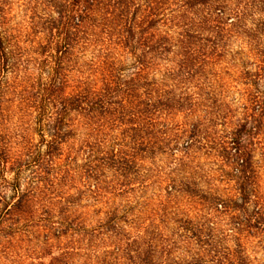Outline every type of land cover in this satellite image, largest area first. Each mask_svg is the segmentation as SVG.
<instances>
[{"label": "trees", "instance_id": "16d2710c", "mask_svg": "<svg viewBox=\"0 0 264 264\" xmlns=\"http://www.w3.org/2000/svg\"><path fill=\"white\" fill-rule=\"evenodd\" d=\"M68 1L59 12L58 35L25 53L17 44L12 49L0 8V189L8 186L18 197L0 223L14 219L20 226L24 209L40 203L44 217L37 219L46 224V244L74 237L77 245L87 242L65 247L50 264H78L80 257L83 264H173L182 239L202 243L212 235L190 229V222L172 218L167 209L159 216L130 200L114 201L144 187L143 156L173 154L175 139L153 142V118L195 106L187 96H176L177 85L191 82L206 60L221 61L238 17H264V0ZM18 63L25 70L38 65L40 74L23 76L19 97L29 120L21 124V117L11 132L3 122L5 74ZM195 137L193 128L188 139ZM221 149L239 163L237 140ZM7 173H13V182ZM164 190L169 203L175 188ZM101 199L111 202L109 211H85ZM220 202L211 203L217 212L226 209ZM92 213L105 219L96 222ZM24 222L28 227L35 221ZM237 230L234 223L232 234ZM104 239H112L111 250L101 251Z\"/></svg>", "mask_w": 264, "mask_h": 264}, {"label": "rangeland", "instance_id": "374dc122", "mask_svg": "<svg viewBox=\"0 0 264 264\" xmlns=\"http://www.w3.org/2000/svg\"><path fill=\"white\" fill-rule=\"evenodd\" d=\"M0 3L2 29L7 31L12 49L17 44L20 52L25 53L38 50L39 45L45 46L58 35L56 27L62 17L59 12L70 2L0 0ZM236 26L229 41L230 49L221 61L206 60L204 69L191 82L177 85L176 96H187L189 104L195 106L153 118L157 124L153 142L159 145L164 136L175 139L169 147L173 154L143 156L139 174L144 187L114 201L119 205L130 200L134 205L145 206L148 214L155 210L159 216L167 209L172 218L176 214L190 222V229L196 228L204 236L212 235L208 242L204 238L202 243L182 239L172 255L173 264H264L261 221L264 220V17H238ZM24 67L18 63L5 74L3 122L11 132L21 117L24 118L21 124L29 120L23 117L26 110L19 97L23 76L36 78L40 74L38 65H29L27 70ZM193 128L196 137L189 140ZM29 136L35 142L40 140L35 134ZM233 140L242 147L237 164L221 149ZM29 175L26 172L24 177ZM6 177L13 182V173H7ZM169 185L175 190L168 203L164 189ZM215 200L225 203L226 209L220 207L217 212L211 205ZM17 201L10 187L1 188L0 217ZM164 202L167 205L162 206ZM110 203L101 199L98 207L85 211L107 212L112 207ZM83 205L91 204L83 202ZM42 208L39 203L24 209L20 226L14 219L0 223V264H50L52 257L65 247L86 245L87 242L77 245V237L50 240L52 247L46 244L42 228L46 224L37 219L44 217ZM91 216L96 222L105 219L103 213ZM31 220L35 222L28 223V227L23 224ZM234 223L237 234H232ZM124 228L131 232L128 225ZM111 240L99 242L101 251L112 249ZM76 260L78 264L85 263L82 257Z\"/></svg>", "mask_w": 264, "mask_h": 264}]
</instances>
